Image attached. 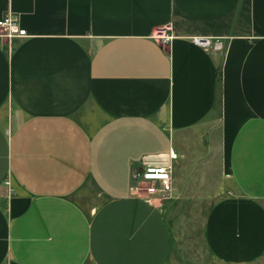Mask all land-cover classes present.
Masks as SVG:
<instances>
[{
	"label": "crops",
	"instance_id": "obj_1",
	"mask_svg": "<svg viewBox=\"0 0 264 264\" xmlns=\"http://www.w3.org/2000/svg\"><path fill=\"white\" fill-rule=\"evenodd\" d=\"M8 12L28 37L0 39V264H167L163 208L134 185L172 149L173 190L197 179L219 197L214 257L264 255V0H0Z\"/></svg>",
	"mask_w": 264,
	"mask_h": 264
},
{
	"label": "rangeland",
	"instance_id": "obj_2",
	"mask_svg": "<svg viewBox=\"0 0 264 264\" xmlns=\"http://www.w3.org/2000/svg\"><path fill=\"white\" fill-rule=\"evenodd\" d=\"M204 167L208 168L207 176L213 182V177L217 175L216 164L206 162L199 169L201 173L197 172V178L203 174ZM195 182L190 183L189 195H178L173 190L164 198H155L156 203L163 208L174 241L172 256L167 264H226L214 257L205 242L206 218L219 197L203 190L202 180L201 183ZM140 193L145 195L143 192ZM82 194H78L76 199L86 208L87 200L92 199L93 201L97 197L94 192L89 193L87 197ZM249 264H264V255Z\"/></svg>",
	"mask_w": 264,
	"mask_h": 264
},
{
	"label": "built area",
	"instance_id": "obj_3",
	"mask_svg": "<svg viewBox=\"0 0 264 264\" xmlns=\"http://www.w3.org/2000/svg\"><path fill=\"white\" fill-rule=\"evenodd\" d=\"M28 37L27 31L21 27L20 17L12 12H8L0 18V39L12 41L14 39H23ZM163 45H168L172 40L171 35L158 33ZM198 46L209 50L212 47L211 39H193ZM175 150L169 153V161L162 164L143 165L136 174L134 189L140 193L143 192L148 198H164L173 192L172 174L173 169L170 164L178 159ZM6 185H10L7 181Z\"/></svg>",
	"mask_w": 264,
	"mask_h": 264
}]
</instances>
